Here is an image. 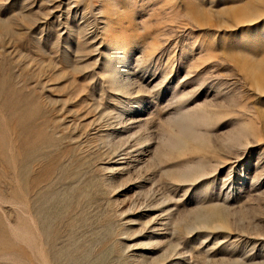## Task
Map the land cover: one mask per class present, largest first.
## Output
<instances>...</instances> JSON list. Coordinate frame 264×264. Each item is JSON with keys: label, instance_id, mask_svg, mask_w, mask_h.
Listing matches in <instances>:
<instances>
[{"label": "rangeland", "instance_id": "rangeland-1", "mask_svg": "<svg viewBox=\"0 0 264 264\" xmlns=\"http://www.w3.org/2000/svg\"><path fill=\"white\" fill-rule=\"evenodd\" d=\"M0 264H264V0H0Z\"/></svg>", "mask_w": 264, "mask_h": 264}]
</instances>
